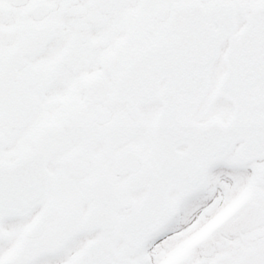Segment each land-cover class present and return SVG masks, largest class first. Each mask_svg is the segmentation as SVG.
Wrapping results in <instances>:
<instances>
[{"label": "snow or ice", "instance_id": "snow-or-ice-1", "mask_svg": "<svg viewBox=\"0 0 264 264\" xmlns=\"http://www.w3.org/2000/svg\"><path fill=\"white\" fill-rule=\"evenodd\" d=\"M0 264H264V0H0Z\"/></svg>", "mask_w": 264, "mask_h": 264}, {"label": "flooded vegetation", "instance_id": "flooded-vegetation-1", "mask_svg": "<svg viewBox=\"0 0 264 264\" xmlns=\"http://www.w3.org/2000/svg\"><path fill=\"white\" fill-rule=\"evenodd\" d=\"M234 210V209H233ZM229 214H231V213H229Z\"/></svg>", "mask_w": 264, "mask_h": 264}]
</instances>
